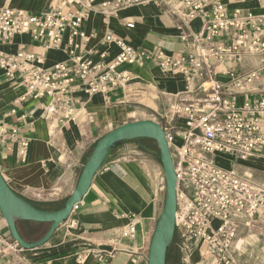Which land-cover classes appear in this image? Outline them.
<instances>
[{"label":"crops","instance_id":"1","mask_svg":"<svg viewBox=\"0 0 264 264\" xmlns=\"http://www.w3.org/2000/svg\"><path fill=\"white\" fill-rule=\"evenodd\" d=\"M84 1L0 0V8L10 6L30 13L63 7L87 11L81 30L90 39L84 44L80 37L76 38L78 54L87 50H107L108 59H112L118 48L106 45L104 36L107 32L125 39L144 53L138 63L120 67L121 71L129 72L131 79L127 85L107 95H90L77 83L72 96L79 113L76 119L68 121L63 111L50 119L43 117L40 104L48 101L46 97L20 100L25 88L3 79L4 70L0 67V125L4 124L8 129L18 127L24 136L32 139L25 162L20 161L16 146L11 149L10 141L0 143V170L9 185L31 202L64 204L76 186L83 164L101 137L115 127L137 119L175 126L178 117L173 112L174 105L192 99L197 93L194 84L182 74L162 69L157 54H186L182 34L201 31V17L184 27L167 5L153 1L124 8L107 17L96 10L88 11ZM226 3L230 12L240 8L264 13V0H230ZM129 21L134 22V28L126 26ZM20 48L44 57L45 68L68 61L71 55L66 49H45L29 34H18L12 41L0 44V49L8 53ZM257 64V59L246 58L240 63L233 62L232 66L238 74L245 75ZM218 77L224 82L229 81L230 75L224 66ZM237 89L225 96L238 104L257 101L264 96V79L244 83ZM140 144L156 147L154 140L146 138L135 140L131 147ZM217 163L235 170L255 185L264 186V145L247 159L222 156L217 158ZM163 185L160 160L154 154L141 149L125 154L116 151L96 174L79 209L72 214L71 219L77 221V225L72 227L66 221L47 243L24 249L21 255L34 264H148V247L159 214ZM132 220L136 226L134 238L124 236ZM239 222L237 239L245 230L264 227V212L252 218L249 224H245L244 218ZM32 225H38V222L21 221L18 228L26 234L27 226ZM0 235L11 240L1 214ZM192 256V264L200 262V253Z\"/></svg>","mask_w":264,"mask_h":264},{"label":"built area","instance_id":"2","mask_svg":"<svg viewBox=\"0 0 264 264\" xmlns=\"http://www.w3.org/2000/svg\"><path fill=\"white\" fill-rule=\"evenodd\" d=\"M73 1L78 0H69ZM151 1L167 5L184 27L198 17L203 19L201 31L182 34L186 54H157L162 69L182 74L197 89L192 99L174 105L178 124L163 126L177 174L176 234L183 248L182 264H192V254L199 248L204 264H238L234 245L239 219L249 224L264 212V186L220 166L217 158L244 160L264 145V96L242 104L225 96L244 83L264 79V13L240 8L230 12L226 3L230 0H85L84 6L108 17ZM87 16L83 9L68 7L40 13L10 6L0 8V44L12 41L18 34H29L45 49H66L71 54L68 61L45 68L44 57L32 51L20 48L8 53L0 49L3 79L25 88L20 100L48 98L40 104L47 119L60 111L67 114V121L76 119L79 112L73 105L72 92L77 83L90 95H107L127 85L131 76L120 67L138 63L144 54L112 32L104 36L107 46L118 48L112 59H108L107 50L78 54L76 38L80 37L84 44L90 39L81 30ZM126 26L134 28L135 24L129 21ZM246 58L257 59L258 64L240 75L232 63ZM223 66L230 75L228 82L218 77ZM8 141L11 149L16 146L20 161L25 162L32 139L18 127L8 129L1 124L0 143ZM77 209L79 204L72 214ZM71 216L67 223L73 227L77 221ZM135 233L132 220L124 236L134 238ZM23 250L12 239L0 235V264H34L21 255Z\"/></svg>","mask_w":264,"mask_h":264},{"label":"water","instance_id":"3","mask_svg":"<svg viewBox=\"0 0 264 264\" xmlns=\"http://www.w3.org/2000/svg\"><path fill=\"white\" fill-rule=\"evenodd\" d=\"M152 139L158 149L157 155L163 172L164 194L160 197L161 207L148 247V264H167L168 251L176 234L177 174L174 159L163 125L151 119H137L115 127L101 137L90 156L83 164L76 186L64 204L55 210H45L32 204L18 194L8 183L0 170V214L6 221L10 238L24 249L43 246L64 224L88 193L96 174L116 151L131 153L139 147H131L137 139ZM19 221L49 223L47 232L38 240L28 241L19 229Z\"/></svg>","mask_w":264,"mask_h":264},{"label":"rangeland","instance_id":"4","mask_svg":"<svg viewBox=\"0 0 264 264\" xmlns=\"http://www.w3.org/2000/svg\"><path fill=\"white\" fill-rule=\"evenodd\" d=\"M163 194L164 190L161 191V197ZM237 240L234 249L238 264H264V227H255L253 230H245ZM201 252L202 248H199L194 251V254ZM192 257L194 258V256ZM197 264H204L201 257L200 262Z\"/></svg>","mask_w":264,"mask_h":264},{"label":"trees","instance_id":"5","mask_svg":"<svg viewBox=\"0 0 264 264\" xmlns=\"http://www.w3.org/2000/svg\"><path fill=\"white\" fill-rule=\"evenodd\" d=\"M137 140H141V139H137ZM139 147L145 153L154 154L158 158V155L156 154L157 153L156 151H158V149H156V147L153 148L149 144H142V145L140 144ZM31 203L45 210H55L63 205L51 201L45 203H35V202H31ZM20 223L21 221L17 223L18 226ZM49 225H50L49 223H38V225L27 226L29 228H27L26 234L22 233L21 231L20 233L28 241H35L41 238L47 232ZM182 258H183V248L181 246L179 237L177 236V234H175L173 243L168 251L167 264H182Z\"/></svg>","mask_w":264,"mask_h":264},{"label":"bare ground","instance_id":"6","mask_svg":"<svg viewBox=\"0 0 264 264\" xmlns=\"http://www.w3.org/2000/svg\"><path fill=\"white\" fill-rule=\"evenodd\" d=\"M150 168H152V167H150Z\"/></svg>","mask_w":264,"mask_h":264}]
</instances>
